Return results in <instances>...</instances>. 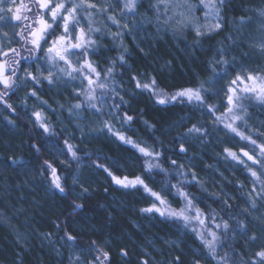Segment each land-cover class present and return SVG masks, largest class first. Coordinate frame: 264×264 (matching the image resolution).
Here are the masks:
<instances>
[{"label": "trees", "instance_id": "trees-1", "mask_svg": "<svg viewBox=\"0 0 264 264\" xmlns=\"http://www.w3.org/2000/svg\"><path fill=\"white\" fill-rule=\"evenodd\" d=\"M137 4L139 13L148 9L145 0H137ZM263 6L264 0H226L220 5L223 18L221 30L205 37L199 48H191L187 42L175 41L168 35L160 40L146 39L135 43L126 28L112 23L101 14L105 28L119 35L91 33L95 44L89 48L87 59L102 74L99 82L107 84L106 89H97V95L103 91L105 105L115 117L111 120L104 109L103 115L95 114L90 108L79 110L85 120L97 118L104 131L84 136L81 141L77 135H70L71 114L68 109L76 103L84 104L83 94L77 96L71 87L49 85L47 81L40 84L29 82L28 93L23 94L21 100L17 87L14 91H8L0 100V190L3 191L2 183L10 187L8 200L21 210L13 222L27 234L28 243L27 248L22 247L8 227L0 226V264H67L71 249L93 261L97 255L89 251L93 241L109 251L111 264H141L142 260H148V264H172L175 257L180 258V264H192L194 259L199 260L200 264H216L211 257L202 259L198 254L206 253L207 249L191 228H185L182 222L160 216L159 213L141 211L151 207L154 202L162 210L182 209L184 200L176 195V188L172 185L180 186L182 191L194 198L195 206L206 217L212 214L213 209L219 214L215 222L208 220V227L212 230H216L215 223L220 222V217L228 220L233 227L237 220L246 224L247 235L239 230L234 236L229 232V247L218 248L220 255L229 251L233 258H236V253L243 254L244 259L253 257V252L259 248L248 241L253 234L258 237L264 235L260 231L264 222L254 214L264 209V199L256 195L260 186L253 185L250 173L237 161L226 158L225 152L227 145L232 146L236 149L233 152L246 160L241 149L250 151L253 146L224 127V123L229 121L220 123L216 117L226 111L225 92L238 73L234 67L238 62L249 66L248 71L264 75V68H255L249 63L256 59L246 45L248 30L253 32V22L245 25L239 22L241 17L252 18L253 10ZM14 47L19 49V44ZM219 50L225 54L221 56ZM22 55L27 56L28 53L22 52ZM121 55L124 56V63L119 59ZM77 58L73 56L71 59L75 63ZM219 60L229 61L230 66L217 63ZM108 68H112V73L105 79ZM214 74L223 76L214 85L215 89L220 90L217 95L206 83ZM134 76L142 81L155 77L159 87L169 94L204 83L205 88L209 89L204 93L205 105H213L217 110L209 112L206 106L179 100L164 105L155 103L148 93L136 88L132 79ZM93 79H96L94 75ZM86 85L84 81L82 88ZM33 90L39 99L28 95ZM2 92L4 89L0 85ZM120 97L125 103L119 109L113 108V104L121 103ZM17 101L19 105L16 106L14 103ZM242 103L245 110L238 114L244 119L236 121L235 126L255 139L257 144L264 143V136H253L248 122L253 113L257 114L264 107V103L254 97L244 99ZM34 112H40L46 119L50 133H44L38 126ZM124 113L133 117L130 124H123L122 119L118 118ZM104 121L141 146L159 152L160 157H144L110 133L104 127ZM148 125L153 127L150 129ZM193 125L201 128L205 134L186 135ZM65 141L73 145L78 159H73L67 152ZM181 144L186 152L180 151ZM49 146L56 148L58 154L49 150ZM222 157L235 163V173L242 185L239 187L236 179H233L223 185L224 194H219L210 191L197 178L193 180L195 173L187 164L196 162L198 172H210L204 166H213L217 162L215 158L220 160ZM45 162L56 169L63 192L54 187V177ZM149 163L159 164L160 167L148 171ZM247 163L259 171L258 165H252L250 161ZM218 166L223 169L220 161ZM108 172L121 179L127 177L128 180L139 176L166 201L167 209L140 185L124 188L115 184ZM250 187L255 188L254 194L250 192ZM252 200L257 204L256 209L250 206ZM194 226L201 230V226ZM65 233L75 236L76 240L66 241L63 239ZM244 238L248 239L247 242ZM173 241L179 243L166 246V242ZM249 246L253 247V252ZM121 249L127 251L126 257L121 256ZM231 249H235V253Z\"/></svg>", "mask_w": 264, "mask_h": 264}, {"label": "snow or ice", "instance_id": "snow-or-ice-1", "mask_svg": "<svg viewBox=\"0 0 264 264\" xmlns=\"http://www.w3.org/2000/svg\"><path fill=\"white\" fill-rule=\"evenodd\" d=\"M121 2L122 7L120 11L124 15L128 13H132L133 15L137 14L135 12V9L138 7L137 0H115L116 4H121ZM217 2L223 5L226 0H200L199 5L190 3V0H156V4L153 7L157 9V12L162 7L164 9L162 14L165 16H167V12L170 9L173 10L174 14H178L182 18L177 23L185 27H193L199 36L202 34L200 27L192 24L191 20L195 19V12L201 6L206 9H212V14L218 21L214 26L215 30L222 28V24L219 22L222 20V17L219 15V9L216 8ZM113 7L112 4H108L107 7L98 6L94 0H0V55L6 58L3 62H0V85L4 89V92L0 93V100H3L8 91H14L16 87H19L21 80H23L25 85L29 82L40 84L43 81H47L49 85H55L63 77H68L71 80L79 77L81 78V84L83 85L84 81H86L87 85L81 88L76 95L83 94L85 103L71 105L68 109L69 113H75L79 116V110L90 108L95 114L103 115L106 100L103 91L97 95V89H106L107 84L99 82L102 74L87 59V56L89 55V48L95 44L90 34L101 31L100 28H94L92 26L94 16L104 14L107 20L118 24L116 17L109 14L113 10ZM176 9H183L184 11L175 13ZM259 15L260 17H264V9L260 10ZM172 18L167 16L164 23L167 24ZM251 19V17L247 19L241 17L239 22L241 25H245L250 23ZM81 20H85L87 30L85 27L80 26ZM9 25L12 28L11 32L4 30ZM124 27H127V25H124ZM58 32L59 35H57ZM116 35H119V33ZM14 41L19 44V49L12 46ZM255 46L264 53V38ZM219 51L221 56L225 54L223 50ZM22 52H27L28 55H22ZM10 53L11 55H9ZM41 54L43 55L41 56ZM73 56L78 57L75 63L71 59ZM119 59L122 63L125 62L123 55ZM41 60H43V65L40 64ZM217 63L230 66L227 60H219ZM25 64H37V74L25 70L23 78L17 75L19 69L24 67ZM85 70H87V74H85ZM45 72L47 75L44 74ZM111 73L112 68H108L104 78L108 79ZM93 75L96 79H93ZM132 79L135 81L136 88L148 93L154 98L155 103L164 105L179 100L181 102L187 101L189 104L195 102L201 107L206 106L209 112H215L217 110L213 105H205L204 93L208 92L209 89L205 88L204 83H201L195 88H182L169 94L159 87L155 77H149L146 81L137 79L135 76ZM220 79H223V76L214 74L206 83L214 86L217 80ZM112 91L115 92V89H112ZM28 95L37 97V92L33 90ZM251 97L264 103V75H260L259 73L254 74L252 71H246L244 74L237 73L229 82L227 91L225 92L226 111L221 116H217L216 121L220 123L229 121L224 123V127L235 133L242 140L248 141L253 146L250 151L241 149L242 156L246 157V160L242 159L236 152L227 148L225 149L227 154L226 158H231V160L237 161L245 167L253 178V185L259 184L260 186L259 192L256 195L260 199H264V143L257 144L255 139L245 135L235 126L236 121H243L244 119L243 116L238 114V112L245 110L242 101ZM120 102V104H113L112 107L119 109L121 104L125 103L123 97H120ZM43 103L47 102L43 101ZM8 107H11V105H8ZM33 115L36 117V123L43 129V132L50 133L51 129L42 114L40 112H34ZM118 118L122 119L123 124H130L133 121V117L127 113H124L122 117ZM145 124H147V121H145ZM104 127L120 141L131 145L144 157H160L161 154L159 152H153L149 150V147L141 146L131 137L121 134L108 121H104ZM148 127L151 129L153 126L148 125ZM193 133L200 134L201 136L205 134L196 125L188 129L186 135ZM65 146L67 152L71 154V157L78 159L73 145L65 141ZM180 151H186L183 144H181ZM248 161L252 165H258L259 171L251 167L247 163ZM45 163L47 169L51 171L54 177V187L60 192H63L64 188L59 182L60 178L56 176V169L51 164ZM172 163L175 164L176 161H172ZM100 167L103 166L101 165ZM159 167V164H147L148 171ZM104 170L108 171L106 168ZM108 175L111 176L115 184L124 188H135L137 185L142 186L146 193H149L151 197L155 198V201H158L160 205L165 206V209H167L166 201L159 193L152 191L139 176L134 180H128L127 177L121 179L114 176L111 172H108ZM195 179V174H193V180ZM172 187L176 188V195L184 200V207L182 209L179 211L162 210L154 202L151 207L141 209V211L144 213H159L160 216H166L177 222H182L185 228H191L192 232L200 239L204 248L207 249L206 253H198L202 259L211 257L216 264H264V244L260 246L253 257H249L248 259H244L243 254L240 253H236V258H233L229 251H225L223 255H220L217 251L218 248L229 247L227 244L229 232H232L234 236L237 230H239L240 233L247 235L248 228L246 224L243 221L237 220L235 227H233L228 220L220 217V222L215 223V229L219 231L212 230L208 227V220L215 222L219 214L213 209L212 214L206 217L202 210L195 206L193 202L194 198L190 197L187 192L182 191L180 186L172 185ZM225 206L228 207L226 201ZM250 206L252 209L257 208L255 200L250 202ZM76 207H81V205H77ZM245 211L247 212L248 209H245ZM259 219L264 220V217H260ZM194 225L201 226V230H198ZM260 231L264 233V227H261ZM209 237L211 238L209 239ZM63 239L74 242L76 237L65 233ZM257 239L255 234L249 237V241L253 244L256 243ZM169 243L175 244L174 241ZM89 251L97 253L93 258L92 264H111L109 251L99 246L96 241L92 242ZM231 251L235 253V249H231ZM121 256H127L125 249H121ZM78 261L79 258H77V264ZM141 264H148V260H142ZM172 264H180V258L175 257ZM192 264H200V261L194 259Z\"/></svg>", "mask_w": 264, "mask_h": 264}, {"label": "rangeland", "instance_id": "rangeland-1", "mask_svg": "<svg viewBox=\"0 0 264 264\" xmlns=\"http://www.w3.org/2000/svg\"><path fill=\"white\" fill-rule=\"evenodd\" d=\"M148 3V9H145L142 11V13H139V10L137 8L135 9L136 15H133L132 13H128L127 15H124L120 8L122 7L121 4H116L114 0L107 1V0H94V2L98 6L107 7L108 4H112L113 10L109 13L111 15H114L118 21V26L124 27V25H127V27H124L127 29V31L132 36V39L135 43H139L141 41H145L146 39L151 40H160L163 39L165 36L172 37L175 41H185L188 43V45L191 48H199L202 40L205 37L211 36L215 33H217L219 30H215V24L218 22L216 18L212 14V9L203 8L202 6L198 11L195 12V19L191 20V23L194 25H197L200 27L201 35H197L196 31L191 26H182L181 24L177 23L178 20H181L182 18L178 14H174L173 10H169L167 12V16L173 17L167 24L164 23V20L167 18V16L163 15L164 9L161 7L160 11L157 12V9L153 7L156 4V0H145ZM200 0H190V3L194 5H199ZM216 8L219 9V15L222 17L221 7L220 4L216 3ZM264 9V6L258 9L253 10L252 15V22H253V29L251 32V29L248 30V37L246 40V45L252 50V52L255 54L256 59L251 60L249 63L254 66L255 68L259 66V68H264V53L260 51V49L255 46L259 43V41L264 38V17H260L259 12L260 10ZM180 11H184L183 9H176L175 13H178ZM207 13V16H206ZM100 16L101 14H97L93 18L92 26L94 28H100L102 33L108 34L110 36H115L116 33L114 31L106 29L104 26L105 22H101ZM103 16H105L103 14ZM159 16V19H158ZM86 19V18H85ZM191 19V18H190ZM112 22V21H111ZM223 26V18L219 21ZM14 23V22H13ZM81 26L85 27L87 30V24L84 21H81ZM211 29V30H210ZM5 31H12L11 25H9L7 28L4 29ZM188 38V40H187ZM18 44L15 41L13 42V47ZM10 55V54H9ZM4 56L0 55V62L4 61ZM40 64L43 65V60L40 61ZM243 63H239L234 66L235 70L240 73L244 74L246 71H248V67L245 65H242ZM25 67L20 71V73H17L21 78L24 76L25 70L32 72L33 74L36 73L37 64H25ZM47 75V73H44ZM68 78V77H67ZM64 78L61 81L57 82V86L63 85L71 87L74 90V93L81 90L82 84L81 79L77 78L75 80ZM210 86V85H209ZM28 85L23 83V80H21L19 87H17V93L19 100H21L23 97L22 95L25 93H28ZM210 89L213 94H219L220 90L215 89V86H210ZM26 91V92H25ZM42 104V101H39ZM16 106L19 105L18 101L14 103ZM104 111L106 112L107 116L113 120L115 115L112 113L108 106L104 105ZM249 122V129L253 133V136H264V107L262 109L258 110L257 114H252V116L248 119ZM69 131L70 135H77V139L81 141L84 136H92L97 135L99 133H103V128L101 123L97 118L89 117L88 120L83 119L80 115L77 116L75 113H72L70 115V122H69ZM67 129V130H68ZM232 145H235L234 143ZM230 149L231 151L236 150L232 146L225 147V149ZM53 153L58 154V151L56 148L49 146L48 148ZM186 152V151H184ZM217 161L213 166L211 165H205L204 168L209 169L210 172L203 173L198 172L196 167L198 165L195 163H188L187 167L196 174V178L203 182L205 186L208 187L210 191H214L219 194H224L223 192V185L226 182H231L233 179H236V183H238L239 187H241V179H239V176L236 175V166L235 163L227 161L225 157L215 158ZM222 164V168L218 166V162ZM206 173V174H204ZM247 187H249L247 185ZM3 191L0 190V202L3 204H0V226H5L10 229V231L13 233L15 239L17 242L24 248H27L28 243V236L26 233L22 232L17 226L14 225V218L18 217L20 215L21 210H19L18 206H13L10 201L8 200V196L11 194V189L8 187V184L2 183ZM255 188L250 187V192L255 193ZM7 195H3L5 193ZM259 206V205H258ZM256 218L262 222L264 220L259 219L260 217H264V209H260L259 212L254 213ZM259 230V229H257ZM257 241L255 243L256 248H260L262 244H264V235L257 236ZM245 242L247 240L243 239ZM251 243L250 241H248ZM179 243L175 242V244H171L169 242H166V246L172 247L174 245H177ZM249 249H251V252H253V247L249 246ZM255 253V252H253ZM77 258H79L78 264H92V260L85 258L84 255L81 254V252L71 249L68 256V262L67 264H77Z\"/></svg>", "mask_w": 264, "mask_h": 264}]
</instances>
